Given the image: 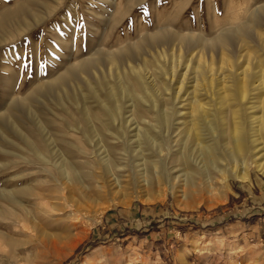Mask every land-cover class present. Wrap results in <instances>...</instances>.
<instances>
[{"label": "rangeland", "instance_id": "rangeland-1", "mask_svg": "<svg viewBox=\"0 0 264 264\" xmlns=\"http://www.w3.org/2000/svg\"><path fill=\"white\" fill-rule=\"evenodd\" d=\"M255 7L261 32L252 26L247 36H233L248 16L246 9ZM15 8L20 10L12 12ZM1 14L0 188L35 178L30 172L15 176L17 168L33 166L26 161L33 156L11 129L10 118L32 138L43 126L57 148L77 157L72 159L77 174L61 194L51 184L55 210L0 253V264H83L95 251L100 252L92 256L95 264H172L177 249L192 236L198 239L192 254L203 241L212 244L207 250L222 251L228 245L220 236L229 225L240 230L235 242L246 235L249 246L261 241L263 248H248L250 256L234 264H264V175L250 166L249 181L229 178L226 189L218 168L229 170L228 160L216 161L204 174L199 165L206 162L203 146L211 136L203 120L200 137L188 122L189 106L207 107L218 127L217 142L222 122L231 141L235 109L246 129L264 122V88L259 86L264 0H0ZM222 34L230 41L224 55L213 43ZM133 42H140L141 50L132 49ZM84 59L88 62L78 66ZM129 63L143 83L137 96L126 85V77H137ZM61 75L64 85L54 81ZM141 100L148 110L137 106L134 111L130 104ZM151 100L157 108H150ZM159 100L172 109L166 124L159 116L154 119ZM218 113L227 121L218 120ZM96 118L107 124V132ZM162 140L166 145L161 147ZM190 171L196 174L188 177ZM220 196L224 200L211 207L204 204ZM59 237L77 239L62 260L47 250Z\"/></svg>", "mask_w": 264, "mask_h": 264}, {"label": "bare ground", "instance_id": "bare-ground-1", "mask_svg": "<svg viewBox=\"0 0 264 264\" xmlns=\"http://www.w3.org/2000/svg\"><path fill=\"white\" fill-rule=\"evenodd\" d=\"M35 2H36V0H35ZM19 10H20L19 8H15L14 10L12 9L11 11L12 12H14V11L18 12ZM246 11H247V14H248L247 18L244 21H242V23L239 25V27H238V24L236 23L237 24V28L235 29V31L232 32V35L233 36L235 35L236 38L238 36H240V35H243V34L246 35L247 29H249V28L251 29L252 26H254L257 31L261 30V29H259V26L262 25V24H259L258 18L256 17V14H255L256 7L255 8L246 9ZM5 14H8V12L5 13ZM33 14H35V13H33ZM31 15H32V13H31ZM237 15L235 16L236 18L238 17ZM2 18H4V14L0 15V19H2ZM2 22H4V21H2ZM238 23H240V22H238ZM0 24H1V22H0ZM262 33H264V32H262ZM153 36L155 37V35H153ZM176 37H178V36H176ZM229 42H230L229 41V36L227 34L226 35L225 34L218 35L217 37L215 36V38L213 40V43L219 48V51H220V53L222 55H224L222 50H227L228 46L230 45ZM133 43H131V44H133ZM154 45H156V43H154ZM140 46H141V44H140V42H138L136 44L134 43L131 46V48L132 49H139ZM139 50H141V49H139ZM139 50H138V52H140ZM159 50H160V48H159ZM156 51L157 50H155V52ZM138 52H136V53H138ZM127 54H129V53H127ZM98 58L100 59V57H98ZM133 58H135V56ZM105 59H106V57H105ZM141 59H142V62H143L144 65H148V63L150 62L148 58L142 57ZM199 59H201L200 56H199ZM110 60L112 62L113 61H117V60H115V58H110ZM110 60H108V61H110ZM135 60H136V58H135ZM221 60H222L223 64H228L229 65V63H230L229 61H226V59H224L223 57L221 58ZM86 62H88V61L84 59V61L79 63L78 66L85 65ZM204 64H207V63H204ZM209 65L212 66L211 63ZM140 66H142V65L140 64ZM198 66H200V64ZM128 67H129V70H131L133 73L137 74V77H135L136 80H134L132 77H126V85H129L128 88H130V91L132 93H134V95H136L135 93H140V91H142V90H140V87L141 88L143 87V83H141L142 80H141L140 76L138 75V69L135 67V65L129 63ZM76 68H78V67H76ZM143 68H144V66H143ZM196 72H198V71H196ZM245 72H246V70L244 69V71H242L241 74L245 75ZM259 73H260L259 78H261V80L259 82V86L261 88H264V73L263 72H259ZM63 80H64V78L62 77V75L58 76L57 78L54 79V81L58 85H64L63 84ZM57 90H59V89H57ZM241 95L242 96L244 95L243 91H242ZM223 101H224V99H223ZM141 102L142 103H139V105H138V102H135L136 105L132 102L130 104V106L133 107L134 111H135L137 106H141V109L143 107L142 111L143 110L147 111L148 108L146 107L147 105L144 103L145 101L141 100ZM157 103L158 102H156L155 100H151V104H149L151 107L150 106L149 107L150 108H157V105H158ZM159 104H160L161 108L159 109V114H157L158 112H154L153 113L154 114V119L156 120L157 117L159 116L161 123L163 122V124H166L170 120V118L172 116V109H171V107H169L167 105V102L165 100L162 101V102L160 101ZM117 108H118V106H117ZM139 108H137V109H139ZM188 108H189V121L188 122L191 125L192 129L195 130L196 136L200 137V135H201L202 120L204 121V124L208 128V129L207 128L206 129L208 130V132H209V134L211 136V140L206 145L203 146V148H205V150L207 152V157L205 156L207 158L206 162L204 164L202 163L201 165H199L200 166L199 167L200 170H202L204 172V174H206L208 172V170H209L208 166H212L213 168L216 167L215 166L216 161L228 160V162L231 165L229 170L220 169V167L218 168V172H219V175H220V180L219 181L224 186L226 185V181L229 178H232V179H235V180H239V181H244V182L245 181H249V179H250L249 167L250 166L256 167L257 170H259L264 175V149H263L264 148L263 147L264 143H263V146L261 145V139L262 138L264 139V122H263L262 119L258 120V122H256L254 125L251 123L252 121H250V124H252V125L250 127H247V129H246L245 126L243 125V123L239 119V110H236V109L233 110L232 111L233 122H232V125H231L232 129L230 131V134H231L230 137L231 138L229 137L231 141L227 140L228 137L226 138V135L228 133L227 132L228 128L226 129V127L228 126V124H226L227 126L224 127L223 125H225V124L222 122V124H221L222 125V128H221L222 141L220 142L218 140L219 142H217V138L219 139V137H218L219 134H218V131H217L218 127H217V124H215L214 120L208 114V108L203 106L202 104H199V103L198 104L196 103L195 105H191ZM152 110H154V109H152ZM218 114H219V116L217 117L218 120L223 121L224 120L223 116H222L223 114H221V113H218ZM230 115H231V113H230ZM86 118H87V121H90V118L88 116L85 117V119ZM96 119L98 120L100 127L102 129H105V131L107 132V130H108L107 124H105L102 120H100L98 118H96ZM9 123L11 125V129L20 137L22 142L26 145V147L28 148V150L30 151V153L33 156V159L26 160L28 163H31L33 166L30 167V168H21V167L19 169L17 168L18 171L15 172V176L22 177L25 174H27L28 172H30V173L34 174L35 178H33V182H32V180L31 181L30 180H26V181H23L21 183L18 182L19 184H16V185H14V186H12L10 188H6V187H1L0 188V198H1V200H0V253L8 252L10 250V248L12 247L11 246L12 244H16L17 242H19L17 237L24 236V235H26V236L30 235V233L33 232V230H35L38 227V223L41 220L40 217L41 216H48V215L51 214L52 211L55 210L56 207L54 206L53 202H51L49 200L50 199V195H52L51 194V192H52L51 184H53L55 186H59V192H60L62 189H64L65 185L69 184L74 179L75 175L77 174L75 165H74L73 160H72V159L77 158V157H74L73 155H71L70 152H67L66 150L62 151L59 148H57L56 145H55V141H56L55 138L53 136H51L52 134L50 135L48 132H46L44 130L43 126L39 125L40 136L32 138L30 135H28L29 133L27 134L26 132L21 130L19 124L13 118H10ZM169 123L171 124V122H169ZM142 126H144V125H142ZM13 131H11V132H13ZM53 132H55V131H53ZM2 136H4V138H7L5 134H3ZM57 138H59V137H57ZM59 141L62 142V143L67 144V146H69V147L74 146V148H76L75 145H73L69 141L65 140L64 138H60ZM165 145H166V143L162 140L160 146L162 147V146H165ZM3 147H4V145H3ZM73 153H75V152H73ZM212 170H214V169H212ZM194 174H196V173L193 172V171H190V173H187V176L188 177L189 176H194ZM217 174L218 173H215V175H217ZM217 182L218 181H216V183ZM212 183H213V181H212ZM225 188L227 189L228 187L225 186ZM60 194H61V192H60ZM213 199H212V201H210V200L209 201H205L204 204L207 207H211L215 203H217V202H219L221 200H224V197L220 196L218 200H215V199L213 200ZM199 201H201V199ZM70 214H71V212H70ZM62 239H63V237H59L58 241L52 239L53 241L50 244V247H48V249H47V250H51V252L54 253L57 256L58 260H60V259L62 260V258H65L68 255V253L73 249V247L75 246V244L77 242V239H73V238L69 242L67 241L68 240L67 239L66 240L67 243H66V241H64ZM21 242H23V241H21ZM11 252H13V250ZM96 252H98V251H95L94 253H92L93 255L91 254L90 255L91 257L90 256L86 257L84 259L83 264H95V260L96 259L95 260L92 259V256H95V258H96V256H97ZM99 253L100 252H98V254ZM102 253H103V251H102ZM107 255H108V251L105 252V256H107Z\"/></svg>", "mask_w": 264, "mask_h": 264}, {"label": "crops", "instance_id": "crops-1", "mask_svg": "<svg viewBox=\"0 0 264 264\" xmlns=\"http://www.w3.org/2000/svg\"><path fill=\"white\" fill-rule=\"evenodd\" d=\"M229 227H232V225L226 227L223 236H220L222 241L223 239H225L227 243L226 245H228L223 249L224 252L223 250L220 251L219 247H215L214 250H210V251L207 250L208 248L205 247L212 244L209 241H203L201 247L197 249L198 254L194 255L192 254L193 252L191 249L194 250V246L198 245V239L192 238L193 237L192 236L191 238H187L186 242L184 243V246L181 245V247L177 249L172 264H219V260H222V263L224 264H230V262L234 264V262H236V260L238 259L248 258L252 251H257V249L261 247L262 245L261 241H254L249 246L246 242L247 239L246 235L244 236V238L238 239L236 240L237 242H235L234 237L236 236V234L239 233L240 230L235 232L234 229H231ZM230 232L233 233L234 236L228 237V234ZM250 233L251 232H248L246 234H250ZM213 241L215 240L213 239ZM220 242L221 240L219 238L217 242L215 241L214 243H220ZM245 247H247L246 250ZM248 248L252 250L247 254ZM260 249L263 248L261 247Z\"/></svg>", "mask_w": 264, "mask_h": 264}]
</instances>
